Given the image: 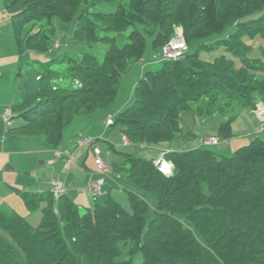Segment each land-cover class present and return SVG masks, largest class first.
<instances>
[{
	"label": "trees",
	"instance_id": "obj_1",
	"mask_svg": "<svg viewBox=\"0 0 264 264\" xmlns=\"http://www.w3.org/2000/svg\"><path fill=\"white\" fill-rule=\"evenodd\" d=\"M180 1L140 0L143 5L135 9L120 0H3L19 40L24 25L43 20L52 25L58 17L65 23L76 19L75 40L108 45L102 61L86 52L27 62L25 73L18 75L21 101L11 107L12 118H22L23 124L11 132L42 135L56 145L75 116L110 106L122 75L144 59V30L154 34L158 58L171 39L162 41L171 32L162 26L167 15H176L169 5ZM99 2L114 4L99 11ZM184 2L186 9L177 13L185 32L203 25L214 36L202 37L195 52L189 47L180 58L160 55L161 64L135 84V100L112 124L135 143L172 144L182 136L180 114L193 108L214 119L216 110L224 109H215L218 97L251 109L263 97L264 79L249 76L254 69L243 37H264V0ZM147 22L159 26L149 29ZM26 39L31 53L48 54L56 46L43 30ZM212 41L240 56L242 68L225 56L202 60L200 51L213 50ZM238 113L221 115L218 136H234ZM165 157L174 163L169 175L159 171L155 159L130 153L114 169L154 198L151 220L141 190H127L129 207L108 197L84 211L67 193L56 199L52 190H18L29 211L41 209L42 218L34 226L17 212H0V264H264V137L256 135L231 155L201 146L171 149Z\"/></svg>",
	"mask_w": 264,
	"mask_h": 264
},
{
	"label": "rangeland",
	"instance_id": "obj_2",
	"mask_svg": "<svg viewBox=\"0 0 264 264\" xmlns=\"http://www.w3.org/2000/svg\"><path fill=\"white\" fill-rule=\"evenodd\" d=\"M120 1H122L127 8L134 7L135 9H138V7L143 5L140 0H131L130 4H128L130 0ZM97 4L99 5L95 8L96 10L108 11L113 7L114 3L99 2ZM185 6L186 2H184V0H181L180 3L173 2V5H169L168 10L172 9L174 12H176V15H167V20L165 19L166 23L164 26H162L164 30L167 28V32L171 31L169 36L165 35L161 37L162 41L165 42L168 41L169 38L171 39L163 46L162 50L157 55L158 58L160 57V55L161 57L162 55H165L164 52H166L167 47L172 48V45L176 42H179V40H182L186 43L187 49L191 47V50L195 52L198 48V45L202 41H204L206 38H208L206 39V41L211 40V38L214 36V34L206 31L203 25L195 27L189 34L185 32L184 24H182L178 20L179 17L177 13L178 10H185L187 7ZM76 23V19L69 23H65L58 17L53 18L52 25H50L47 20L31 22L24 25L23 29L20 31V42L13 26L11 13L4 6L3 0H0V57L8 56V58H12V60L10 61H7L6 59L0 60V69L5 73L0 80V89H8L6 93L9 96L14 97V103L18 102L21 98V93L19 90V84H21V80L18 75L19 73H25L28 68V65L26 64L27 62L32 63L33 61L37 60L47 62L50 59L60 57L65 53H71L73 55H83L86 52H89L92 55L96 56L99 61L103 60L104 53L108 49V45L102 42L95 43L94 45H88L84 42L75 40L73 38V33L76 29ZM146 24L149 29H154L155 27L159 26L158 23L154 22H147ZM52 27L54 28V31H51ZM40 30H43L44 33L52 36L56 40V46L52 51L48 52V54L31 53L30 48L28 47V44L26 42V36H28V34L38 32ZM230 30L233 31L234 28H230ZM143 33L146 36V49L143 61L132 63L129 69H127V71L122 75L120 83H118L117 96L114 99L113 103L110 106L101 107L90 114L89 121L94 123L93 127L95 128V130H99L98 132L93 131L96 134L91 131L92 134L97 135L96 137L92 138H99L96 140V145L101 149L103 157L109 163L110 171L109 173H104L98 167L95 162L96 156L93 152L92 145H90L91 147L88 145H83L84 147L81 146L83 147L81 148V152L85 154L84 159L90 174L80 176V179L84 181V184H77V187L81 188L83 185H85L87 186L86 188L88 192H90L88 188V185L90 183L102 178L105 180L102 195L97 199H94V197H92L91 192L89 193L90 195H86L87 202L81 208L82 211H84L86 208H94L97 203H104L108 199V197H112L123 206L129 207L127 190H141V193H143L149 203L146 218L147 220H151L154 214V198L144 190H142L140 187H138L134 182L129 180L122 170L115 171L114 169L120 168L124 164L126 155L128 153L141 156L146 159H158L162 155V152L166 149L188 150L191 148H199L203 146L202 140L205 137L212 134L217 135L218 126L222 121L221 115L223 114H228L232 111L235 113L239 112L237 114V117L232 122L234 136L227 143H220L210 146L211 149L222 154L231 155L241 146L250 143L252 138L256 135L264 137V121L260 120L258 114H256L258 106L261 104V102H264L263 94V97H261L262 99H259L257 101L260 104L258 105L257 103L254 109H251L249 107L241 108L238 102L231 103L224 97H218L215 102V109H219L221 105L224 109L220 110V112L219 110H216V117L210 120L197 115L193 108L184 110L179 117L182 136L172 144L162 143V145H154L146 143L147 145H143L142 143H135L133 141H131L130 143H125L122 139V133L120 129L112 125H107L104 120L109 116L115 118V116L118 115L121 110L126 109L128 106H130L135 100V84L141 77H143V75L146 74L148 70L153 69L161 64L159 63V60H157L158 58H155L157 51L155 50L153 42L154 34L149 33L145 30ZM202 37H204V40H201ZM190 40H193L190 44L191 46L188 43ZM243 43L248 48L247 56L251 58L250 67L254 69L253 71H251V74L249 73V76L252 78L254 77V81H256L257 78L258 80H263L264 65L261 63L264 62V37L261 35H245L243 37ZM216 44V42L213 43L212 41V43L209 45L210 48H214L213 50L202 49L200 51V58L205 61L213 62L217 58L225 56L227 59L232 60L237 68H242L243 62L240 56H236L232 52L228 51L224 46L220 47V45ZM216 47H219V49ZM255 59H261L262 62ZM58 68L60 70H65L66 65H60ZM0 73H2V71H0ZM2 84L4 86H2ZM254 84L255 82L252 83V85ZM210 101L212 100L210 99ZM80 137L81 135L77 136V142H79ZM72 165L73 164L71 163L69 168ZM57 182H63L64 186L66 187L65 192H67V186L65 182L56 180L54 184ZM55 198L57 199V197ZM0 205H3L1 212H4V210L9 209L10 207L13 210H7L6 213L15 211L19 214L22 213L23 216H27V219L34 226H37L41 221V209L31 212L25 205V209L18 208L19 210L17 211V202H14V197L0 198ZM1 234H3L10 241H13L8 231L1 230Z\"/></svg>",
	"mask_w": 264,
	"mask_h": 264
},
{
	"label": "crops",
	"instance_id": "obj_3",
	"mask_svg": "<svg viewBox=\"0 0 264 264\" xmlns=\"http://www.w3.org/2000/svg\"><path fill=\"white\" fill-rule=\"evenodd\" d=\"M1 59L12 60L8 56H1ZM0 71H2L0 73L1 80L5 73L1 69ZM2 86L4 85L2 84ZM7 90L0 89V198L14 197V202H17L16 210L18 211V208L25 209V203L18 190L45 192L53 189L56 180H61L67 186L66 193L82 208L87 202L90 192H88L87 186L83 185L79 188L77 184H84L80 176L90 173L84 159L85 154L81 152V148L84 146L81 147L76 138L80 135L91 138L97 136L93 131L98 132L99 130H95L94 123L89 121L90 114L75 116L64 127L59 143L54 145L42 135L11 132L23 124L22 118L13 116L11 121L6 124L2 116L8 107L11 108L19 103L21 98L14 103V97L9 96L6 93ZM107 118L104 120L105 123ZM70 154L73 155L74 163L69 168ZM2 208L3 205H0V212ZM7 210L13 209L9 207L4 212ZM20 214L22 215V213ZM25 217L27 218V216Z\"/></svg>",
	"mask_w": 264,
	"mask_h": 264
},
{
	"label": "built area",
	"instance_id": "obj_4",
	"mask_svg": "<svg viewBox=\"0 0 264 264\" xmlns=\"http://www.w3.org/2000/svg\"><path fill=\"white\" fill-rule=\"evenodd\" d=\"M187 50L188 49H187L186 43L182 40L181 41L179 40V42H176L175 44L172 45V48L167 47L166 52H164L165 55H162V57H160V58L164 59V60H166V59L167 60L177 59V58L182 57ZM259 104L260 103H258V105ZM256 114H258L260 120L264 121V102H261V104L258 106V110L256 111ZM2 117H3V121L6 124H8L12 118L11 108H8ZM113 122H114V118L112 116H109L106 120L107 125H112ZM122 139L125 143L131 142L126 134L122 136ZM96 140H97V138L95 139V138H91V137H80L78 144L80 146L92 145L93 152L96 156V164L102 170V172L109 173V171H110L109 163L103 157L101 149L98 146H96ZM227 142H229L228 139L221 138L218 135L212 134V135H208L207 137H205L202 140V145L209 147V146L217 145L220 143H227ZM144 144L147 145L146 143H144ZM168 151H171V149L164 150L162 152V155L158 159H155V165L158 167L159 171L165 175H169L171 173L173 167H174V163L165 157L166 152H168ZM69 159L70 160L68 161V166H70L71 163L72 164L74 163L73 156L70 155ZM165 164L168 165L167 168H165ZM104 184H105V180L102 178V179L96 180V181H94L88 185V188H89L92 196L94 197V199H97L98 197H100L102 195ZM65 191H66V187L64 186L63 182L55 183V185L52 189L54 196L57 198L59 196H61L63 193H66Z\"/></svg>",
	"mask_w": 264,
	"mask_h": 264
},
{
	"label": "bare ground",
	"instance_id": "obj_5",
	"mask_svg": "<svg viewBox=\"0 0 264 264\" xmlns=\"http://www.w3.org/2000/svg\"><path fill=\"white\" fill-rule=\"evenodd\" d=\"M165 166H167V167H168V165H167V164H165ZM167 167H165V168H167Z\"/></svg>",
	"mask_w": 264,
	"mask_h": 264
},
{
	"label": "snow or ice",
	"instance_id": "obj_6",
	"mask_svg": "<svg viewBox=\"0 0 264 264\" xmlns=\"http://www.w3.org/2000/svg\"><path fill=\"white\" fill-rule=\"evenodd\" d=\"M165 167H167V166H165Z\"/></svg>",
	"mask_w": 264,
	"mask_h": 264
}]
</instances>
